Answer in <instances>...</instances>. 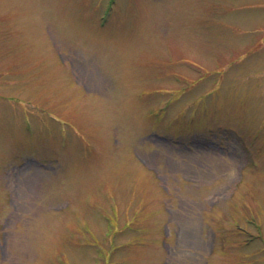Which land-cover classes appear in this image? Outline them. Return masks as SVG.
Returning <instances> with one entry per match:
<instances>
[{"label": "rangeland", "instance_id": "obj_1", "mask_svg": "<svg viewBox=\"0 0 264 264\" xmlns=\"http://www.w3.org/2000/svg\"><path fill=\"white\" fill-rule=\"evenodd\" d=\"M0 264H264V0H0Z\"/></svg>", "mask_w": 264, "mask_h": 264}]
</instances>
